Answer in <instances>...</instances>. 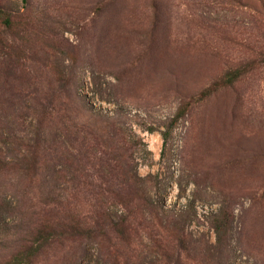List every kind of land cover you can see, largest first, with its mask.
I'll list each match as a JSON object with an SVG mask.
<instances>
[{
  "label": "rangeland",
  "instance_id": "obj_1",
  "mask_svg": "<svg viewBox=\"0 0 264 264\" xmlns=\"http://www.w3.org/2000/svg\"><path fill=\"white\" fill-rule=\"evenodd\" d=\"M0 9V261L38 221L101 211L104 226L127 219L123 235L86 220L32 264H264V0ZM135 174L124 209L107 188Z\"/></svg>",
  "mask_w": 264,
  "mask_h": 264
},
{
  "label": "trees",
  "instance_id": "obj_2",
  "mask_svg": "<svg viewBox=\"0 0 264 264\" xmlns=\"http://www.w3.org/2000/svg\"><path fill=\"white\" fill-rule=\"evenodd\" d=\"M0 26L5 29H11V27L13 26L11 15H9V13H6L2 9H0ZM2 47H4V44L1 41L0 48ZM243 72L244 69L242 68L235 69L226 73L218 82L214 83L210 88L205 89L202 93V96L209 95L211 91L221 85L232 84L239 78L241 74H243ZM181 115V112L176 114L173 121H176L178 118H180ZM37 158L38 157H36V155L31 153L30 157L23 162V171L27 176H31L32 174H34V170H36L37 166ZM136 177L137 176L135 174L133 175V177L128 178V180L125 182H117L116 185L108 184L109 186L107 188V191L114 198L117 204L121 205V207L124 209L129 208V206L131 205L133 206L135 200L138 199L139 185L134 181ZM69 213L72 217V223L69 222V225H58L57 227H54L49 223L46 224L44 222L38 221V224L35 225L34 229L28 234L27 239L24 241V243L21 244V248L17 251H14V253L8 259L0 261V264H32L38 251L54 242L56 238L62 237L64 234L79 233L84 229L82 224L84 223L86 225V220H88L87 231L90 234H95L97 232L103 233L104 228L110 227V231L112 233L116 234L117 236H121L124 234L122 230L126 229L124 223L127 219L122 220V218L116 224H112L111 222L108 226H104L101 220V216L104 215L101 211L92 213L90 216H87L86 219L80 216L77 217L76 213ZM82 218L83 220H81ZM73 219L76 220L73 221ZM224 226L225 223L223 221H220L219 219L215 220L213 229L216 235H219ZM168 260H171V258H168ZM175 260V264H178V259L175 258Z\"/></svg>",
  "mask_w": 264,
  "mask_h": 264
}]
</instances>
